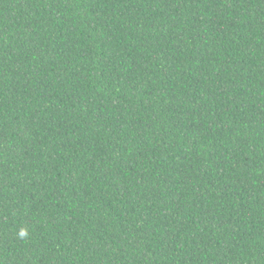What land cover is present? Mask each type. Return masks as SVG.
<instances>
[{
  "label": "trees",
  "instance_id": "obj_1",
  "mask_svg": "<svg viewBox=\"0 0 264 264\" xmlns=\"http://www.w3.org/2000/svg\"><path fill=\"white\" fill-rule=\"evenodd\" d=\"M0 264H264V0H0Z\"/></svg>",
  "mask_w": 264,
  "mask_h": 264
},
{
  "label": "clouds",
  "instance_id": "obj_2",
  "mask_svg": "<svg viewBox=\"0 0 264 264\" xmlns=\"http://www.w3.org/2000/svg\"><path fill=\"white\" fill-rule=\"evenodd\" d=\"M26 233H22V235H25Z\"/></svg>",
  "mask_w": 264,
  "mask_h": 264
}]
</instances>
